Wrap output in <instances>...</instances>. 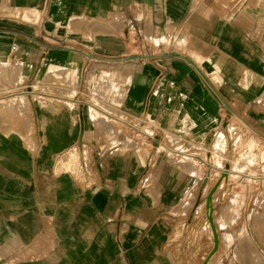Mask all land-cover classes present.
I'll list each match as a JSON object with an SVG mask.
<instances>
[{
    "label": "crops",
    "instance_id": "obj_1",
    "mask_svg": "<svg viewBox=\"0 0 264 264\" xmlns=\"http://www.w3.org/2000/svg\"><path fill=\"white\" fill-rule=\"evenodd\" d=\"M0 74V264H182L198 157L147 169L96 103L203 149L228 106L264 143V0H0Z\"/></svg>",
    "mask_w": 264,
    "mask_h": 264
},
{
    "label": "rangeland",
    "instance_id": "obj_2",
    "mask_svg": "<svg viewBox=\"0 0 264 264\" xmlns=\"http://www.w3.org/2000/svg\"><path fill=\"white\" fill-rule=\"evenodd\" d=\"M111 21L109 27H112L116 20L112 18ZM96 106L105 115L111 116L103 118L108 123L110 133L115 135L119 130L128 128L127 124L123 126L119 121L112 119L116 117L125 121L123 114L115 109L117 106L102 102L96 103ZM129 124L136 127L139 134L147 132L143 127L138 128L139 121ZM135 139H139L133 142L138 148L143 143V138L136 136ZM255 139L261 143L257 137ZM175 146L179 148V144ZM217 146L220 147L221 142H217L215 147ZM141 154L145 156L146 151L143 149ZM203 158L206 159L205 153ZM213 161L221 169L218 170L221 173L213 172L214 177L210 181L197 183L187 198L172 211L171 218H174L175 223L171 228V238L177 246V253H181L182 264H264V254L261 253L256 238L261 225L264 224V214L259 212L260 207L264 208L260 181L236 177L235 171L247 173L239 170L226 156L216 155ZM79 165L77 157L73 162L61 164V170L72 171L78 175ZM225 165L234 170L222 169ZM250 176L261 177L259 168L252 169ZM198 192H203V199L198 198ZM187 220L190 224H187ZM180 239L183 240L181 248Z\"/></svg>",
    "mask_w": 264,
    "mask_h": 264
},
{
    "label": "built area",
    "instance_id": "obj_3",
    "mask_svg": "<svg viewBox=\"0 0 264 264\" xmlns=\"http://www.w3.org/2000/svg\"><path fill=\"white\" fill-rule=\"evenodd\" d=\"M124 30L128 35L131 32L130 26L127 24H125ZM223 109L225 111L223 121L214 131L213 141L208 148L203 149V147L192 146L185 138L175 134L165 133L157 138L146 135L148 139L143 141L138 148L136 147L144 161V165L147 166V169L152 168L160 156H165L177 164L186 163V161L195 160L198 157L199 167L203 169L199 181L203 184L214 177L213 172L221 173L218 172L221 169L215 165L213 157L216 155L226 156L232 163L234 162L236 164L239 170L247 173L242 174L241 172L235 171L236 177H244L249 181L251 179H258L262 189L260 194H264V143L255 141L256 136L254 130L242 119L225 107ZM128 127L136 131V127L132 125H128ZM136 135L142 137L143 134L137 132ZM217 142H221V146L216 148L215 145ZM176 144H179V148L175 146ZM143 149L146 151L145 156L141 154ZM197 151L205 153L206 159L199 157L196 154ZM254 168H259L261 177L253 178L250 176L251 170ZM222 169L234 170L229 165H225ZM148 180L149 176H143L140 181L141 189L149 186Z\"/></svg>",
    "mask_w": 264,
    "mask_h": 264
},
{
    "label": "bare ground",
    "instance_id": "obj_4",
    "mask_svg": "<svg viewBox=\"0 0 264 264\" xmlns=\"http://www.w3.org/2000/svg\"><path fill=\"white\" fill-rule=\"evenodd\" d=\"M24 17H25V15H24ZM226 108L228 109V110H230V108L228 107V106H226ZM138 132V131H137ZM140 133V132H139ZM218 147V146H217ZM216 147V148H217ZM78 153H76V152H72L69 156H68V159L67 160H65L64 161V164H67V163H69V162H73L75 159H77V157H78V155H77ZM72 165V164H71ZM226 171V170H225ZM78 176V175H77Z\"/></svg>",
    "mask_w": 264,
    "mask_h": 264
},
{
    "label": "water",
    "instance_id": "obj_5",
    "mask_svg": "<svg viewBox=\"0 0 264 264\" xmlns=\"http://www.w3.org/2000/svg\"><path fill=\"white\" fill-rule=\"evenodd\" d=\"M134 58H145V57L130 55L126 57L125 59H134Z\"/></svg>",
    "mask_w": 264,
    "mask_h": 264
}]
</instances>
